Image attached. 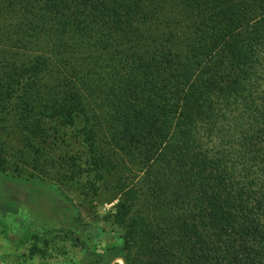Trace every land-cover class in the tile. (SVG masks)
<instances>
[{"label":"trees","instance_id":"16d2710c","mask_svg":"<svg viewBox=\"0 0 264 264\" xmlns=\"http://www.w3.org/2000/svg\"><path fill=\"white\" fill-rule=\"evenodd\" d=\"M115 160L141 176L92 254L56 184L108 190ZM0 184L87 264H264V0H0Z\"/></svg>","mask_w":264,"mask_h":264},{"label":"rangeland","instance_id":"374dc122","mask_svg":"<svg viewBox=\"0 0 264 264\" xmlns=\"http://www.w3.org/2000/svg\"><path fill=\"white\" fill-rule=\"evenodd\" d=\"M113 166L109 167L107 179L110 185L105 191L98 189L96 193L79 192L75 187L70 188L62 182L56 184L77 207L81 222L100 228L103 232L99 234L96 229L90 230V241L83 233L77 238V241L87 243L88 251L92 254L102 251L119 235L118 230L103 221V216L110 212L117 202L118 196H113L115 189L131 187L141 176L140 171L133 172L130 165H121L119 161L115 160ZM89 178L92 179L91 176ZM143 187L135 201L136 208L139 209L137 212L141 215L148 204ZM7 195L9 197L5 198V201L4 197ZM44 198V194L39 193L36 187L14 188L9 184L4 185L0 195V264H87L92 261L93 256L83 247L62 241L57 236L53 237V234H46L45 228L37 226L36 220L39 223L53 221L51 214H44H49L46 203L43 202ZM4 202L11 203L15 208L3 209ZM114 263L122 264V261L113 260L110 264Z\"/></svg>","mask_w":264,"mask_h":264}]
</instances>
